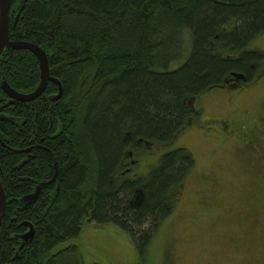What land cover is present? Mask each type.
<instances>
[{"label":"trees","instance_id":"16d2710c","mask_svg":"<svg viewBox=\"0 0 264 264\" xmlns=\"http://www.w3.org/2000/svg\"><path fill=\"white\" fill-rule=\"evenodd\" d=\"M9 15L10 39L43 48L63 91L48 99L57 93L51 83L46 98L15 108L23 131L2 126L19 144L45 138L20 172L21 153L0 157L8 174L0 264H82L75 244L57 246L86 223L117 225L144 253L195 159L179 147L131 177L138 162L130 151L175 137L195 118V98L231 73L245 74V83L260 77L264 52L248 44L264 33V0H11ZM1 80L31 92L40 83L34 53L5 48ZM38 185L36 199L23 200Z\"/></svg>","mask_w":264,"mask_h":264},{"label":"rangeland","instance_id":"374dc122","mask_svg":"<svg viewBox=\"0 0 264 264\" xmlns=\"http://www.w3.org/2000/svg\"><path fill=\"white\" fill-rule=\"evenodd\" d=\"M253 47L264 52V33L248 44ZM260 64L255 80L199 94L195 118L175 137L133 154L138 163L131 177L146 175L162 154L179 147L195 159L173 214L144 253L112 223H86L57 249L75 244L82 264H264V60Z\"/></svg>","mask_w":264,"mask_h":264},{"label":"flooded vegetation","instance_id":"af4514ba","mask_svg":"<svg viewBox=\"0 0 264 264\" xmlns=\"http://www.w3.org/2000/svg\"><path fill=\"white\" fill-rule=\"evenodd\" d=\"M240 74L243 76V78H239V77H236L233 74H230L229 77L221 85H219L218 87H220V86H226V87L236 86V85L241 83L240 82L241 80H243L245 82L246 81L245 74H242V73H240ZM48 82L49 83L47 84V87L45 88V91L40 96L34 98L33 100H36L38 98H41V99L46 98V92L48 90V86L51 83H54L56 85L57 93L56 94H50L48 99H50V98L53 99L55 97L54 95H56V96L58 95V89H59L58 88V84L55 83V82H52V81H48ZM0 83H1V89L4 91V94L6 96L5 99H0V107H1L0 108V127H1L0 128V157H2V156H7L8 157V154L10 152L21 153L23 157H21V161H20V163H18V167H17L18 171L20 172V171H22V167L23 166L29 165L30 163L34 162L37 159V157L40 156V154H41L40 153V151H41L40 149L44 148V144H41V142L44 141L45 137H41L40 139L39 138L37 139L38 135L36 133L34 135H31L29 140H27L26 142H21L19 144L20 141H17V142L14 141L13 138L6 133V131L2 127L5 123L14 124L15 128L18 127L17 128L18 130L23 131V127L22 126H24V123H26L25 120L24 121L22 120V122H19V119H17V118H20V116H14L11 112L15 111V108H19L20 106H22V103L25 104V105H29L30 103H28L29 101H21V100H14L13 101L7 95V93L5 92V90L3 88L4 87V80H1ZM33 90L31 92H33ZM17 92H19V91H17ZM28 92L31 93L30 91H28ZM29 93H27V94H29ZM56 99H58V98H56ZM33 100H31V101H33ZM17 101H19L20 103H18ZM55 137H56L55 134L49 136V138L52 139V140H54ZM6 142H8V143H6ZM14 142H16L17 144H15ZM14 145H16V146H14ZM132 156H130V157H132ZM7 157H5V158H7ZM134 163H135V160L132 161V164H134ZM4 174H5V177H6V175H8L7 174V165H6L5 162H1L0 161V182L2 184L3 189L5 188L6 181L8 180L7 177H6V179H4V177H3ZM40 190H41V187L39 185L36 186V190H35L36 192H34L33 194H35V193L39 194ZM4 191H5V189H4ZM31 195L32 194H30V196ZM24 196L26 197V196H29V195L28 194H24ZM25 197L23 199L25 201L33 200L31 198L26 199ZM23 239L25 240L24 237H23Z\"/></svg>","mask_w":264,"mask_h":264},{"label":"water","instance_id":"95a60500","mask_svg":"<svg viewBox=\"0 0 264 264\" xmlns=\"http://www.w3.org/2000/svg\"><path fill=\"white\" fill-rule=\"evenodd\" d=\"M10 6H11V0H0V55L7 47L12 48H19V49H28L31 52L34 53V55L37 58V61L39 63V69H40V83L36 87V89L33 90V92L27 94V93H21L17 92L14 88L10 87V85L4 81V90L7 93V95L14 101V100H21V101H31L34 98L40 96L47 86L48 81H52L58 84V95L56 98H59L62 94L63 87L61 82L58 78L50 75L49 70V60L47 53L43 48H41L38 44L26 40H11L10 39ZM18 17V16H17ZM236 77L243 78L241 74H235ZM133 155V152L130 151V156ZM37 193L32 194L31 196H26V199H36ZM6 209V195L5 191L2 187V184L0 182V227L4 218ZM32 235V231L26 232L23 237L25 240L29 239Z\"/></svg>","mask_w":264,"mask_h":264}]
</instances>
